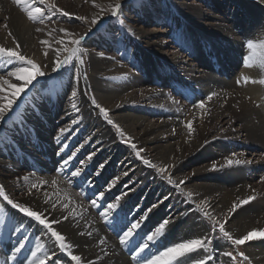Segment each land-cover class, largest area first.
<instances>
[{"label":"bare ground","instance_id":"obj_1","mask_svg":"<svg viewBox=\"0 0 264 264\" xmlns=\"http://www.w3.org/2000/svg\"><path fill=\"white\" fill-rule=\"evenodd\" d=\"M218 2L221 5L218 4L216 7L222 10L225 4L224 10L221 11L224 16L222 17L218 13V10L217 12H209V17L212 18L209 23L205 22L204 12L199 10L200 7L196 3L190 2L188 4L184 2L183 5L174 4L181 18H184L185 21H190V24L186 25L184 29H186L189 37L191 36L190 38L195 39V42L198 41L197 45L196 43L194 45L195 48L193 47L192 49H201L199 39L202 40L207 35V37L213 40V43L219 44V48L216 50L222 55L226 54L230 59L229 63H223V67V65L219 64L220 62L211 58L214 54L216 57L218 56V52L215 49H211L209 53L210 57H205L204 52L197 50L198 58L191 56V59H189L183 54L180 56L182 58L181 60L176 58L173 60L174 63L181 65V73H183L182 77L185 82H191L197 87L196 89L199 92H203L206 96L213 93L216 94L206 104V108L210 109V113L206 114L199 109H192L190 106L188 116L182 119L181 113L176 109L174 102L164 99L163 91L158 87L148 88L143 94L141 93L142 95L140 97L142 98V102L149 103V106L153 107L152 110L156 114L157 121H149V114L145 112L135 111L137 113H129V109L125 106V103L131 101L135 90L141 91V87L147 79L145 81L139 78L136 79L123 66L113 63L114 61L112 59L101 58L98 55L90 56L89 53L86 56L89 58V61L85 63L88 79L81 81V88L85 87L90 90L91 98L95 96L97 101L109 110L110 118L133 139V142L138 148L153 151V153H146L147 159L157 165L175 162L176 167L170 170L173 179L177 181L186 179V177L182 176L185 167H199L202 173L197 175V183H194V181L188 183L185 191H193L196 193L195 200H200L201 197L208 198L215 209L214 215L222 217L223 210L237 196L243 197L252 194L245 187L243 188V171L239 167L234 165L230 169L218 168L214 172H211L213 163L222 164L224 159L229 157L227 154L229 151L222 144V140H242L243 142H240L244 144H256L260 147V151L262 150L264 152V99L261 94L264 86L256 84L247 86L245 89H238L242 92L249 91L254 94L252 97L253 106L254 104L260 105V107H257L260 111H255L249 103L237 96V92L234 93L230 90L232 89V84L229 81H225V78L229 79V72L226 66H235L237 61V52L239 51L237 47L241 44V35L244 38L250 39L255 35L258 37H256L258 44L264 42V10H262L260 5H250L245 0H219ZM187 5L190 8L183 9ZM164 8L168 10L174 9L171 3H166ZM144 13L149 18L150 16H155L156 12L154 13L149 8ZM238 15L245 16L250 24L243 26L240 23ZM0 16L2 18L10 16V20L7 22L13 34L21 42L24 53L27 50L26 46H29L31 43L30 31L28 29L26 30L22 25L24 24L23 17L14 9L8 0H0ZM193 29L198 30V33L193 31ZM234 30L242 31L243 34H235ZM165 31L167 32V30L162 31V29H150L149 33L142 36L149 53H154L155 45L162 47V44L158 41L151 42L150 38H155L156 35H162L166 33ZM22 33L27 34L28 38L26 39ZM181 34L184 35L185 33ZM0 39L7 42L6 44L10 47L12 46L10 38L0 34ZM140 53L145 55L142 62L138 63L141 74L147 76L149 82H159L160 80L158 79L161 76L152 67L148 55L144 54V52ZM35 58L41 60L43 58L42 53L35 56ZM217 66L218 68H223L222 71H218L217 73ZM94 67H96V76L92 74V68ZM104 71L113 77L112 81L115 87L101 89L103 84L100 75ZM257 78L259 77L257 76ZM91 98L87 99L85 96H79L77 98V103L80 107L79 113L72 110L68 97H65L64 103L61 106L62 109L56 105L52 107L53 111L49 112L47 125L48 123L50 125H48V128H43L42 132L44 135L43 137H39V142H41L42 149L48 152L54 150L57 154L49 157V163H42L37 158L33 161V164H35L33 166L39 169V173L33 172L35 175H33L32 180L44 179L49 181L48 186L43 191L36 192L32 196L27 195L28 185L22 181H14H16L17 177H22L32 172H29L30 170L25 167L23 169H19L18 167L17 170L16 168L10 169V159H7L10 156L8 154L6 156L1 154L0 181L1 185L5 186L9 195L20 202L30 204L33 208L40 210L49 209L50 214L53 216L67 215V212L62 208L58 207L52 210L50 205L44 203L45 192L54 200L58 196L61 202L69 203L71 209H74L77 214L75 218L70 217L62 225L57 226L59 231L66 236L67 240L75 245L74 251L76 254L82 255L85 261H93V264H135L128 254V249L119 245L117 234L113 231L112 223H105L99 219L95 215L97 213L94 214L91 205H87V203L81 200L59 178L60 173H62L59 171L60 167L56 170V174L58 175L50 172L52 168L53 170L55 169L54 167H56L57 161L60 166L62 165V157L67 158L71 154L69 152L79 149L76 158L82 157L83 155L84 166L89 170H95L93 180L86 181L84 184L85 190H88L87 192L93 190L101 180H108L110 182L111 179L119 177L116 187L111 190L108 196L113 197V194L121 195L124 192H128L127 197L124 198L122 203L126 201L125 207L131 210L129 212V220L133 219V216L137 217L138 213L140 215L142 212H145L153 203L162 200L163 196L167 195L168 200L153 210L142 225H148L147 230L150 231L162 219L172 218V223L169 225V230L167 231V233L172 234L173 240L171 243L182 238L203 235L204 229L200 224L199 214L193 211L195 205L192 204L190 206L188 203H182L181 201L184 199L178 196L175 188L169 185L167 181H164L153 169L143 165L127 145L119 142V138L111 126L107 125L102 117H97L96 113L91 112V109L88 108L87 104L91 106ZM115 100L119 102L115 103ZM117 105L120 106L117 107ZM59 110L60 113L58 116L57 111ZM56 114L58 118H55ZM204 115H206L205 119L203 118ZM226 117L237 119L238 128L236 130H230L226 127L220 134L214 135L215 128L211 126V122L219 118L225 119ZM74 118L80 121L78 125H72L71 121ZM188 120L194 121L193 128L195 131L191 137L188 136L187 129L183 126ZM227 120L223 122L224 125L221 123L222 127L229 122ZM55 123L57 124L55 125ZM216 123L218 124V121ZM62 127L74 129L70 133H65L67 139L62 138V141L65 142L63 144H67V148H69L68 150L66 148L64 153L59 151L62 143L58 144L55 139L59 134V129ZM213 135L215 138L218 139L220 137L221 139H215L211 142L208 141ZM80 136H83L82 142L77 148L73 149L74 142L72 141H75V138ZM45 137H47L48 141L44 140ZM179 140L181 141L179 142ZM205 142L206 145L202 146ZM183 144L191 149V153H188V155H185L181 151ZM93 152H95V155L92 161H88L87 157L92 155ZM263 162L257 167L261 169L264 165ZM101 163L105 165L102 169L99 167ZM253 165L256 166L255 164ZM125 171L128 172L127 176L123 175ZM97 172L101 174L98 176L96 175ZM151 177L154 178V181L160 183L159 187L153 182ZM8 178L10 179L8 180ZM53 179L57 180L58 183L56 185L51 184ZM89 182H91V187H89ZM79 183L81 184L82 181ZM255 194L257 197L261 194L264 196V186L261 185L260 189L257 188ZM12 211L14 212V210ZM25 223L28 224V221H25ZM253 227H264V203L257 202V200L246 206V210H241V213L236 215L227 225L228 230L234 236H239ZM30 230L31 232L28 231L27 235L32 236L31 234L35 232V227L30 228ZM89 231L93 233L92 236L87 235ZM81 232H84L85 235L81 236L79 234ZM3 239V237L0 238V244H3L4 247L6 244H9V241H2ZM100 239H104L105 243L100 244ZM36 240L37 242L45 243L46 246H50L52 243L47 237L46 239L44 238V234L41 231L37 232ZM219 242L221 244L224 243L223 241ZM250 243L256 246H246L245 250L247 254L255 264H264V247L259 246L264 242L253 241ZM225 249H217V253L215 254L216 258L210 264H214V262L228 264L226 258L218 255L219 251ZM151 251L155 250L152 248ZM105 252L108 253L107 256L104 255ZM2 254L3 252H0V264L4 263L2 262ZM57 255L62 254L57 252Z\"/></svg>","mask_w":264,"mask_h":264},{"label":"snow or ice","instance_id":"obj_2","mask_svg":"<svg viewBox=\"0 0 264 264\" xmlns=\"http://www.w3.org/2000/svg\"><path fill=\"white\" fill-rule=\"evenodd\" d=\"M83 3L89 4L94 11L89 15H77L75 12H70L60 7L56 0H12V4L24 15L27 22L33 26V31L44 38L38 39V43L42 48V59L37 61L30 56H27L22 51V44L13 34L8 20L10 16L4 17V22L0 23V27L7 30L6 37L11 39L12 46L5 47L0 45V65L3 66V71H0V124H4L11 119L10 114H15L16 109L19 108L18 101L22 100L23 94L31 91L38 84L43 88L47 84V77L56 74L63 76L65 72L68 73V89L66 92L71 108L74 112L79 113L80 107L77 103L79 96H87L89 89L81 88V80H87V73L83 71L85 66V57L88 56L87 49L84 44L91 39L93 35L100 31L101 26L110 20L119 19L123 4L121 0H110L108 3H100L97 0H83ZM79 21L84 25L83 32L72 30V24ZM121 25L118 29L110 30L107 34V39L113 43H119L120 37L125 36V31L132 33V29L125 30L124 21L119 20ZM66 25V26H65ZM126 38V37H125ZM247 54L243 57V67L246 69L255 68L259 74V78H253L247 75H241L236 80L237 86H247L249 84H259L264 86V51L258 53V49L264 50V42L259 44L249 39L246 42ZM126 51V49H125ZM97 55L103 58L105 53L103 51L97 52ZM216 94H210L206 98H202L191 104L192 109H199L208 114L210 109L206 108L207 102L213 99ZM40 102H33L32 115H36L45 102V97H39ZM171 99V98H170ZM187 99V97H185ZM226 99V98H225ZM87 103V101H85ZM174 103L179 104L180 101L173 100ZM93 110L98 112V116L102 117L107 125L115 129L121 144L127 145L132 150L135 157L142 162L143 165L153 169L159 174L169 185L175 188L184 200L182 203H188L190 206L195 205L194 212L199 214L200 224L204 229L203 235L192 238H182L167 244L162 248L157 247L156 251H151L153 246H156L159 239L166 235L169 230V225L172 223V218H164L150 230L148 233L141 235V226L148 218L153 210L157 209L160 204L168 200V196L164 195L162 200L153 203L145 212L139 216L133 217L129 220V213L125 212L128 192L121 195H114L109 199L107 193L116 187L119 177L111 179L107 183V187L103 191L93 194L90 199L91 208L98 210V215L105 223H112L113 231L116 232L118 243L128 249V254L135 264H210L215 258L217 249L227 248L228 250H221L218 252L219 256L226 258L228 264H252L250 256L245 250L244 246H256L250 242L259 241L264 242V227H253L245 233L234 236L227 228L229 222L241 213V210H246V206L257 200L256 189L249 184L248 189L252 194L246 196H237L232 200L231 204L223 210V216L214 215L215 209L211 201L206 197H201L200 200H195L196 193L193 191H185L188 180H175L172 178L171 169L176 167L175 162L164 165H157L151 160L143 157L141 153L143 148H138L124 130L110 118V112L107 108L102 106L95 96L90 101ZM120 105H117L119 107ZM260 107V105H256ZM79 120L72 119V125H78ZM193 120H188L184 123L187 129L188 136L191 137L195 129L193 128ZM28 114H18V120L13 123V131L20 135H30L28 128ZM0 131H3L0 129ZM74 129L62 127L59 129V134L55 137L58 144L63 139H67L65 133H70ZM175 131V130H174ZM3 137H0L2 140ZM14 139V137H13ZM87 143V141H85ZM68 147L67 144H62L59 151L65 152ZM79 149L72 151L67 158H63V163L59 171L65 172L69 168L73 159L77 156ZM87 157L88 161H92L93 156ZM252 160H241L237 158L236 153L230 157H226L222 164L213 163L212 170L231 168L233 165H251ZM80 166L73 165L74 170L70 171L71 178H79L84 172V161L79 162ZM102 169L105 167L103 163L99 165ZM97 172L96 175H100ZM35 173H29L22 177H17L16 181H22L28 185L26 194L29 196L35 195L36 192H41L48 186L49 181L44 179L32 180ZM123 175L127 176L125 171ZM192 175H195L193 173ZM86 179V177H85ZM57 180L51 181L52 185H56ZM68 183H72L69 179ZM256 183L264 185V176H261ZM91 187V182H89ZM131 191V189H129ZM44 203L50 205L52 210L62 208L67 215L53 216L49 209L40 210L33 208L30 204L20 202L9 195L4 185H0V203H3L9 209L10 214L7 215V220L0 216V228L5 230L4 239L11 242L10 245H5L4 264H93V261H85L82 255L76 254L74 251L75 245L70 243L66 236L59 231V225H62L70 217L75 218L76 212L71 209L70 204L61 202L59 197L52 199L48 193H44ZM14 210V212H11ZM131 210H129L130 212ZM4 209H0V213ZM25 219L28 224H25ZM37 227V231L43 232L52 243L46 246L45 243L36 242L33 247L28 245L32 243V238L27 235L29 228ZM84 236L85 233H79ZM223 241L221 244L217 240ZM88 236L93 233L89 231ZM35 236V233H33ZM139 237V239H136ZM87 243V241H85ZM100 244H104V239L99 240ZM264 247V243L259 245ZM57 252L62 255H57ZM108 255L107 252L104 253ZM23 256V258H21ZM66 258V259H65Z\"/></svg>","mask_w":264,"mask_h":264},{"label":"rangeland","instance_id":"obj_3","mask_svg":"<svg viewBox=\"0 0 264 264\" xmlns=\"http://www.w3.org/2000/svg\"><path fill=\"white\" fill-rule=\"evenodd\" d=\"M10 4L14 7V9L23 17L24 19V24H22L25 29L30 31V45L26 46V49L24 51V54L27 56L32 57L33 59H36L39 61V59L35 58V56H38L40 53H42V48L38 43V39L44 38L42 35L36 34L33 31V26L26 21L24 15L12 4V0H8ZM219 0H121L123 4V8L121 10V15L119 19L116 20H110L106 18L108 22L104 23L100 31L93 35L91 39L87 40L84 44V47L87 49V52L89 53L90 56L97 55V52L103 51L105 53V56L103 58L105 59H112L114 62L120 64L123 66L127 71L134 77V78H139L143 79L145 81V84L142 85L141 91L135 90L133 92L134 96L131 99V101H128L125 103V106L128 107V112L134 114L135 111L139 112H145L146 114H149L148 118L149 121H157L156 114L153 113L154 111L152 110L153 107L149 106V103H144L142 102L141 95L143 92L148 90V88L151 87H158L160 88L163 92V98L168 99L173 102V100H178L180 101L179 104H175V107L177 110L180 111V115L182 119H185L188 116V109L190 108L191 104L195 101H198L202 98H206L207 96L203 92H199L194 84L187 83L184 81L183 73H181V65H178L177 63H174L173 60L176 58L178 60H181L182 58L180 57L181 55H186L187 58L191 59V56L198 58V51L204 52V56L207 57L209 56L210 50L211 49H217L219 48L218 43H213V40H211L207 35H205L202 40L199 39V44L201 49H192L193 47L195 48V43L197 45L198 41L195 42V39H192L189 37V35L186 33V25L190 24V21H185L184 18H181L179 11H177L176 7L174 4L178 5H183V3H190L194 2L196 5H199L200 7L199 10H202L204 20L205 22L209 23L211 21V17L209 12H217L224 16L221 11L223 10L220 9L219 7H216L220 2ZM221 1V0H220ZM224 1V0H223ZM248 2L250 5H260L262 10H264V0H245ZM97 2L100 3H108L110 0H97ZM56 3L64 8L67 11L70 12H75L77 15H89L91 14L93 9L90 8L89 4L83 3V0H56ZM172 4L174 9H166L164 8L165 4ZM182 3V4H181ZM223 3V2H222ZM221 5V4H219ZM151 8L153 12L155 13V16H150L147 18L145 16L146 14L144 13L147 9ZM184 8H190L188 5L184 6ZM226 9V8H225ZM229 11V9H228ZM220 15V16H221ZM149 16V15H148ZM228 18V17H227ZM238 18L240 19V23L243 26L249 25V20L246 19L245 16L238 15ZM122 19L124 21V28L125 30L128 28L132 29V33H128L125 31V36L120 37V42L119 43H113L110 39H107V34L110 30L113 29H118L121 27L119 20ZM207 19V20H206ZM244 19V20H243ZM246 19V20H245ZM4 22V18L0 16V23ZM246 23V24H245ZM66 26V25H65ZM72 30L77 31V32H83L85 26L81 25L79 21H76L75 23L72 24ZM150 29H162V31L167 30L166 33H163L162 35H156L155 38L151 37L150 41H158L160 44H162V47L160 45H155L154 46V53H149L148 48H146V43L142 39L143 35H146V33H149ZM6 31L2 27H0V34L6 36ZM193 31L198 33V30L193 29ZM181 33H185L182 35ZM235 34H243L242 31H236L234 30ZM23 34V33H22ZM186 35V37H184ZM23 36L27 39L28 35L23 34ZM184 38H183V37ZM126 37V38H125ZM257 36L253 35L251 37V40H253L255 43H257ZM250 38H244L243 35H241V44L237 47L239 48L238 50V55L236 58V63L235 66L227 65V71L229 72V79L227 80L225 78V81H229L230 84H232L230 90H232L234 93H238V97H241L243 100H245L249 105L252 107L253 110L255 111H260L259 108L256 107V105L252 104V97L254 94H252L249 91L242 92L238 89H245L247 86H250L252 84H249L247 86H237L236 85V80L239 79L241 75H247L250 77H259V74L255 68L253 69H246L243 67V57L244 55L247 54L248 50L246 48V42ZM167 43H166V42ZM4 40L0 39V45H3L5 47H10L9 45L6 44ZM12 44V43H11ZM258 44V43H257ZM31 48V50H30ZM126 49V51H125ZM23 50V47H22ZM156 51V52H155ZM217 51V50H216ZM258 53L262 52L264 50H257ZM140 52H144V54L148 55V59H150L152 63V67L156 70V72L159 73L161 78L159 82L155 81H148V77L144 76L141 74L140 69L138 67V63H141L143 58H145V55H142ZM218 52V51H217ZM225 54V53H224ZM230 55V54H229ZM142 56V57H141ZM219 56V57H218ZM218 56L214 54L211 58L216 60L217 62H220V65H223L224 62L229 63V57L225 54L222 55L221 53L218 52ZM100 57V56H99ZM179 57V58H178ZM210 57V56H209ZM88 57H85V61H89ZM2 66V65H1ZM0 66V71H3V66ZM224 67V65H223ZM218 68V66H217ZM235 68V69H234ZM223 68H218L216 72L222 71ZM244 70V71H243ZM248 70V71H247ZM83 71L87 73L86 66H84ZM248 74H247V73ZM251 72V73H250ZM106 72L104 71L102 74H105ZM257 73V74H256ZM92 74L96 76V67L92 68ZM100 75L98 77L101 78L102 81V87L101 89H106L107 87H115L114 83L112 81L113 77H111L108 73L105 75ZM169 74V75H167ZM221 74V73H220ZM252 75V76H251ZM254 75V76H253ZM47 79V84L41 88V85H37L35 88L31 89V91L27 92L26 94H23L22 100L18 101L19 103V108L16 109L15 114H10L11 119L7 120L6 123L0 124V129L3 131H0V137H3L2 140H0V157L2 155L6 156L7 154L10 156V169L17 168L23 169L25 167L26 169L30 170L29 172H38L39 169H37L35 164H33V161L36 160L35 158L39 159L42 161V163L48 162L51 156L54 154H57L54 152V150H51L50 152L45 151V149H42L41 142H39V137H43V128H48V125H50L48 122V114L50 111H53L52 107H55L58 105L62 109V104L64 103L65 97L67 95L65 94L66 92H69L68 89V73L65 72L63 76H57L56 74H52V76L45 78ZM234 80V81H233ZM85 81V80H81ZM228 87V85H227ZM85 87H82V89ZM114 89V88H111ZM262 96L264 99V87L262 88ZM142 93V94H141ZM43 96L45 97V102L42 104L41 109L36 115H32L31 112L33 110V102H40L39 97ZM87 99L91 98V92L89 90V94L85 96ZM187 97V99H185ZM171 98V99H170ZM226 98V97H225ZM133 100V101H132ZM119 101L115 100V103H118ZM139 102V103H138ZM144 103V104H143ZM88 108L91 109V112L96 113V116L98 117V112L96 110L92 109V105L87 104ZM181 108V109H180ZM60 109V110H61ZM147 109V110H146ZM60 110L58 112V116L60 113ZM145 110V111H144ZM184 110V111H183ZM135 112V113H137ZM20 113H26L28 114V128L30 130V135H20L19 133L14 132L13 129V123L18 120V114ZM151 114V115H150ZM154 114V115H153ZM45 115V116H44ZM206 115L203 116L205 119ZM229 116V114H228ZM55 118L57 117V114L55 115ZM223 118V117H222ZM217 119L211 122V126L215 128L214 130V135L215 134H220L223 129L229 128L230 130H236L238 128V123L237 119L235 118H229L226 117L225 119ZM228 119V120H227ZM222 120V121H221ZM229 121L225 126L222 127L223 122ZM231 120V121H230ZM54 121V119H53ZM218 121V124L216 123ZM55 122V121H54ZM214 122V123H213ZM222 123V124H221ZM32 124V125H31ZM57 123H55L56 125ZM183 124V123H182ZM232 124V125H231ZM221 125V126H220ZM224 125V124H223ZM237 126V127H236ZM60 127V126H59ZM115 132V129H113ZM138 131V130H137ZM136 131V132H137ZM135 132V134H136ZM41 134V135H40ZM213 136H211L208 141H213V140H218L221 139L220 137L217 139ZM14 137V139H13ZM82 137H77L75 138L74 146L73 149L77 148L79 144L82 142ZM163 138V137H162ZM211 139V140H210ZM244 139V138H243ZM44 140H47V137L44 138ZM48 141V140H47ZM181 140H179L180 142ZM228 140V139H223L222 144L227 148L229 151L227 154L230 157L233 153H236L237 158L241 160H252L253 163L251 165H240L236 166L242 169L243 171V188L248 191V186L249 184L254 186V189H257L261 187L262 184L256 183V181L261 177L264 176V165L263 167L258 168L257 166L264 161V152L262 150L260 151V147L257 146L256 144H244L241 143L243 142L242 140ZM241 141V142H240ZM178 142V140H177ZM39 143V144H38ZM62 144L65 142H61ZM184 143V142H183ZM206 142L203 143L202 146H205ZM61 146V145H60ZM185 147V148H184ZM69 148H67L68 150ZM199 150V149H198ZM181 151L185 153V155H188V153H191V149H189L185 144L182 145ZM64 153V152H63ZM71 153V152H69ZM146 153H153L150 150H144L141 155L143 157H146ZM178 153V152H177ZM187 153V154H186ZM2 154V155H1ZM48 154V155H47ZM47 155V156H46ZM7 156V157H9ZM87 156V154H86ZM147 158V157H146ZM83 155L82 157L80 156L79 158H74L73 161L71 162L69 168L65 170V172L60 173L59 178L71 189L73 190L76 195L83 200L87 205H90V199L93 197L94 192L98 193L99 191H103L107 187L108 180H101L93 190L87 192L85 190V182L93 180L95 170H89L87 167L84 166V172L82 173V176L78 178H71L70 177V171L74 170L73 165L75 166H80L79 162L83 161ZM261 160V161H260ZM62 162V161H61ZM60 162V163H61ZM13 163V164H12ZM51 163V162H50ZM264 163V162H263ZM255 164L256 166H254ZM234 166V165H233ZM60 167L59 162L57 161L56 167L53 170V168L50 170L51 173L56 174L57 168ZM232 168V167H231ZM60 169V168H59ZM230 169V168H229ZM184 173L183 177H186V180H188V183L194 181V183H197V175L201 174L200 168L199 167H185L184 168ZM215 170H211V172H214ZM260 171V172H259ZM49 172V173H50ZM195 173V175H192ZM204 174V172H203ZM253 176V177H252ZM86 177V179H85ZM14 178V177H12ZM113 178V177H112ZM153 182L159 187V182L154 181ZM10 178H8L9 180ZM69 179L72 180V183H68ZM82 183L80 184L79 182ZM166 181V180H164ZM1 185V181H0ZM264 186V185H262ZM260 191V190H259ZM110 193V192H109ZM107 193V195L109 194ZM177 194L180 198L185 199L184 196H182L178 191ZM82 196V197H81ZM109 197V196H108ZM113 197H109V199H112ZM130 202V201H129ZM133 202V200H132ZM257 202H262L264 203V196L261 194L259 197H257ZM130 204V203H129ZM137 204V203H134ZM133 204V205H134ZM134 207V206H133ZM0 209H4V212L0 213V216H3L5 220H7V215L10 214V211L8 208L5 207L3 203H0ZM125 212L129 213V210L125 207ZM94 214H95L99 219H101L98 215V210L93 209ZM11 212H13L11 210ZM8 213V214H7ZM139 215V213H138ZM137 215V216H138ZM134 217V216H133ZM25 221H28L25 219ZM111 223V222H110ZM26 224V223H25ZM27 225V224H26ZM146 226H141V235L144 233H148L149 231L147 230ZM35 227V236L31 234L30 238H33L32 243H30L28 246L33 247L34 243L37 242L36 236H37V227ZM146 228V230H145ZM152 230V229H151ZM29 232H31L30 228L28 229ZM27 231V233H28ZM26 233V234H27ZM116 234V233H115ZM5 236V230L0 228V238H4ZM46 239V237L44 236ZM138 239V237L136 238ZM118 240V239H117ZM173 240L172 234L171 233H166V235L162 236L159 239V242L156 246H153L152 248L156 251L157 247L162 248L163 246L167 245V243H171ZM217 240H219V236L217 234ZM2 241H5L3 239ZM10 244V242H9ZM247 246V245H246ZM246 246L242 250H245ZM0 252L5 251V246L3 247V244H0ZM225 250H228L227 248ZM153 251V252H155ZM246 251V250H245ZM247 253V252H246ZM3 255V254H2ZM23 258V256H21ZM2 262L5 261V256L3 255ZM4 264V263H2ZM61 264H63V260L61 261ZM214 264H222L221 262H214ZM252 264H255L252 261Z\"/></svg>","mask_w":264,"mask_h":264}]
</instances>
